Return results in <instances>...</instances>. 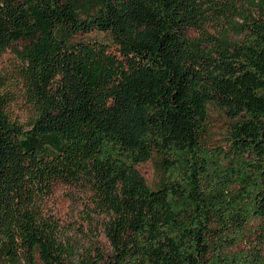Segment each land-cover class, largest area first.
<instances>
[{"label": "trees", "instance_id": "obj_1", "mask_svg": "<svg viewBox=\"0 0 264 264\" xmlns=\"http://www.w3.org/2000/svg\"><path fill=\"white\" fill-rule=\"evenodd\" d=\"M19 40L30 116L0 80V264H264V0H0V57ZM58 181L108 253L48 209Z\"/></svg>", "mask_w": 264, "mask_h": 264}, {"label": "rangeland", "instance_id": "obj_2", "mask_svg": "<svg viewBox=\"0 0 264 264\" xmlns=\"http://www.w3.org/2000/svg\"><path fill=\"white\" fill-rule=\"evenodd\" d=\"M242 8L245 12L253 10L245 3H243ZM210 30L214 31L213 29ZM187 34L192 38H196L200 36V31L191 28L187 31ZM94 37L102 38V36H96V34L92 33L85 34L80 38L88 39ZM24 44L25 42L22 40L13 43L0 57V80L3 84L2 93L8 100L7 112L12 119L21 123H26L30 116V108L24 97V87L20 76L23 62L19 52ZM225 125V117L218 113L212 114L206 134L209 146L214 147L218 144H224L222 143V137ZM137 168L150 185L156 186L160 182L162 169L156 160L152 159L138 164ZM46 205L66 228L71 229L72 233H75V237L82 239L85 245L99 243L106 253L110 251V244L107 238L101 229L97 227L100 218L92 211L93 206L89 202L87 193L81 192L75 186L58 181L55 183L53 193L47 198ZM243 248H245V245L241 244L235 250ZM37 264H43L39 258L37 259Z\"/></svg>", "mask_w": 264, "mask_h": 264}]
</instances>
